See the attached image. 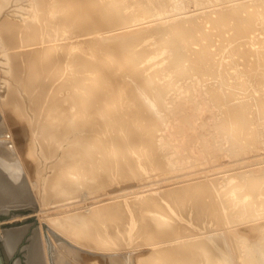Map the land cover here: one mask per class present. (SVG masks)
<instances>
[{
  "label": "bare ground",
  "instance_id": "6f19581e",
  "mask_svg": "<svg viewBox=\"0 0 264 264\" xmlns=\"http://www.w3.org/2000/svg\"><path fill=\"white\" fill-rule=\"evenodd\" d=\"M0 157L25 264H264V0H0Z\"/></svg>",
  "mask_w": 264,
  "mask_h": 264
},
{
  "label": "rangeland",
  "instance_id": "374dc122",
  "mask_svg": "<svg viewBox=\"0 0 264 264\" xmlns=\"http://www.w3.org/2000/svg\"><path fill=\"white\" fill-rule=\"evenodd\" d=\"M192 7V8H191ZM190 8L188 7V10H193L194 9V6H191ZM196 92V91H195ZM208 106H206V109H208L207 108ZM205 109V110H206ZM210 111L211 110H208L207 111V113H205L206 115L207 114H210ZM210 124V126L208 127H205V131L203 130V129H200L201 130V132L202 131H204V132H202V133H204L203 134V136L205 135V138H207V139H209L210 137H211V139L210 140H212L213 138L214 139H217L218 137H217V135H214L213 136V134H212V132L214 131V134H216L217 133V130L215 131V129L212 127V124L211 123H209ZM209 124H207V125H209ZM210 128V129H209ZM209 129V130H208ZM200 130L198 131V135L199 134H201V133H199L200 132ZM213 130V131H212ZM210 132V134H208ZM179 136V135H178ZM203 136L201 137V135H200V139L198 138L197 139V141H196V146L194 145L191 149H190V152L194 155V156H191V157H188V158H184V159H181L180 161L182 162L181 164H180V161H179V159H178V161H177V163H176V166H178V170H177V173H179V176L178 177H176L177 179H176V181H178V180H191V179H193V180H191V181H194V179L196 180V179H198V177H199V175L201 176L202 174H203V171L204 170H206L205 168L207 167V165H209V164H212V167L213 168H215V167H217V169L215 168V169H211V170H209V174H210V176H211V178H217V176L218 177H225L226 175H224L225 173H222L221 174V169H223V168H221V166L222 167H228L229 165H227L226 166V164H229V163H234V160H235V158H234V156H232V155H230V157H225V156H220L221 157V159H220V157H219V155H221L219 152V154L217 153V157H216V159L215 158H211L210 159V157L208 156V155H205V154H203L202 153V151H201V148L199 147V148H197L199 145H201V142H203L204 140H207V139H205V138H203ZM176 137V138H175ZM169 139L171 138V140H170V145L171 146H174V147H172V148H174V149H171V151H176L177 152V150L178 151H180L182 148H184V146H183V144H184V142H183V140H181V136H179L178 138H177V136L174 134V135H172V136H170V137H168ZM172 139H174V140H172ZM175 139H176V141H175ZM180 139V141L178 142V140ZM204 139V140H203ZM201 140H203V141H201ZM173 143H172V142ZM198 142V143H197ZM199 142H200V144H199ZM175 143H177V144H175ZM180 143V144H179ZM182 143V144H181ZM173 144V145H172ZM176 145V146H175ZM183 147H182V146ZM187 146H188V143L186 144ZM198 145V146H197ZM182 147V148H180L179 149V147ZM195 148V149H194ZM197 149H200V150H197ZM183 150V149H182ZM181 150V151H182ZM194 151V152H193ZM175 152V153H176ZM183 153H187L188 152V150H183L182 151ZM202 153V155H201V153ZM221 152V151H220ZM196 153V154H195ZM199 153H200V155H199ZM259 152H255V153H253L254 155V157L253 156H251V158L253 157V159H252V161L253 160H258L257 159V157L259 156V154H258ZM246 154V153H245ZM255 154H257V156L255 155ZM196 155V156H195ZM198 155V156H197ZM205 155V156H204ZM195 157H199V160L201 161H199L198 159V161L195 159ZM202 157V158H201ZM209 158V160L208 159H206V158ZM223 157V158H222ZM191 158V159H190ZM203 158H205L206 160H208V161H206V160H204ZM220 160H219V159ZM244 158H246V157H244ZM260 158H263L262 156H260ZM195 159V160H194ZM206 162H203V160ZM224 159V160H223ZM187 160V161H186ZM191 160V161H190ZM220 161V163H219V161ZM226 160H227V163H226ZM231 160V161H230ZM233 160V161H232ZM243 160H245V159H243ZM216 161H218V162H216ZM225 161V162H224ZM240 161H242V160H240ZM184 162H187V163H184ZM193 162H195V164L193 163ZM199 162V163H198ZM209 162V164H207ZM214 162V163H213ZM222 162V163H221ZM235 162H236V160H235ZM244 162V161H243ZM179 163V164H178ZM190 163V164H189ZM193 163V164H192ZM237 163L238 162H236V164H234V165H237ZM193 166H192V165ZM197 164V165H196ZM214 164V165H213ZM217 164V165H216ZM220 166H219V165ZM222 164V165H221ZM225 164V165H224ZM242 164H244V163H242ZM181 165V166H180ZM187 165V166H186ZM190 165V166H189ZM202 165H204V166H202ZM224 165V166H223ZM185 167L186 168H188V169H185ZM192 167V168H191ZM203 167V168H202ZM184 170H183V169ZM195 168V169H194ZM221 168V169H220ZM180 169V170H179ZM192 169H194V170H192ZM199 170V171H198ZM203 170V171H202ZM179 171H182V172H179ZM191 171V172H190ZM220 171V172H219ZM187 172V173H186ZM185 173V174H184ZM201 173V174H200ZM217 173V174H216ZM219 173V174H218ZM191 174V175H190ZM213 174H215V175H213ZM181 175V176H180ZM195 175V176H194ZM219 175H221V176H219ZM228 176V175H227ZM172 182H174V181H171V182H169V183H172ZM163 184V182H161V183H157V182H155V183H153V184H151V185H149V186H146V188L147 187H149L148 189H153V188H158V187H160L159 185H162ZM165 184V183H164ZM33 202H35L34 204L36 205L37 204V201L34 199L33 200ZM34 205V206H35ZM37 207H38V204L36 205ZM23 208V207H22ZM33 208V207H32ZM31 207H28V208H24V209H21V210H23V211H19V212H17V214H21V215H23L22 217H23V221L22 220H16V222H14V220L16 219V218H18V215L16 216V217H14L13 216V218H14V220L10 223L9 221H11L13 218L11 217V216H9L10 214V212L8 213L7 211H3V210H5L4 208H2L1 209V212H0V234L2 233V231L3 230H6V229H10V228H12V227H14V226H17V227H21V226H27V231L25 232V235H24V237H23V239L21 240V242L19 243V245H18V248L16 249V251H15V253L13 254V256H12V258L13 259H10V260H8L7 262L5 261V264H14V262H15V260L17 259V260H20V262H21V264H25L26 263V255H25V245L29 242L28 240H29V238H30V236H31V234H32V231H35V230H38L39 231V234H40V236H42L43 234H42V229H41V219L39 218V215H38V211H32L33 209H32ZM17 208H11V210H14V211H17L16 210ZM28 209V210H27ZM25 210V211H24ZM6 212V213H5ZM29 212V213H28ZM31 212V213H30ZM37 212V213H36ZM27 214L26 216H25V214ZM33 213V214H32ZM20 215V216H21ZM5 216V217H4ZM6 216H9V217H6ZM19 216V217H20ZM33 216V217H32ZM22 217H20V218H22ZM29 217V218H28ZM24 218H25V220H24ZM17 221H19V222H17ZM13 223V224H12ZM15 224V225H14ZM9 226H12V227H9ZM47 227H49L50 228V230L52 231V233H55L56 232V235L58 236V237H62V239L64 238V240L66 239V241L67 240H69V239H67V238H65V237H63V236H61V234L60 233H57V231L56 230H54L53 228L51 229V227L50 226H48V225H46ZM9 227V228H8ZM47 227L45 228V231H44V234H46V236H47V238L50 240V243H52V237H51V235L49 234V232L47 231ZM53 230H54V232H53ZM49 234V235H48ZM27 242V243H26ZM57 246V245H56ZM63 254V253H62ZM61 254V255H62ZM12 261V262H11Z\"/></svg>",
  "mask_w": 264,
  "mask_h": 264
},
{
  "label": "clouds",
  "instance_id": "9594fccd",
  "mask_svg": "<svg viewBox=\"0 0 264 264\" xmlns=\"http://www.w3.org/2000/svg\"><path fill=\"white\" fill-rule=\"evenodd\" d=\"M9 139L11 138L9 137ZM7 151L13 154V159L11 161H8V160H5L3 157H0V160H5L8 163L15 164L16 169H17V175L22 178L25 172V168L23 165V161L19 159L18 154L15 151V145L13 143H9L7 146ZM0 171H5V174H7L6 170L3 167H0Z\"/></svg>",
  "mask_w": 264,
  "mask_h": 264
},
{
  "label": "water",
  "instance_id": "95a60500",
  "mask_svg": "<svg viewBox=\"0 0 264 264\" xmlns=\"http://www.w3.org/2000/svg\"><path fill=\"white\" fill-rule=\"evenodd\" d=\"M0 264H4L3 259L1 257V252H0Z\"/></svg>",
  "mask_w": 264,
  "mask_h": 264
}]
</instances>
